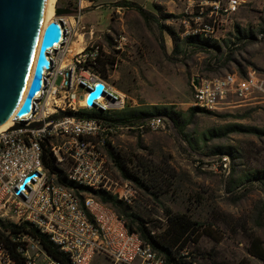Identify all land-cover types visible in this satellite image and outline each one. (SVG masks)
<instances>
[{
	"label": "rangeland",
	"instance_id": "rangeland-1",
	"mask_svg": "<svg viewBox=\"0 0 264 264\" xmlns=\"http://www.w3.org/2000/svg\"><path fill=\"white\" fill-rule=\"evenodd\" d=\"M112 1H84L81 6L77 0L54 1V7L72 11L66 16L81 9L85 29H76L71 50L97 45L101 59L117 63L107 79L128 97V109L156 107L158 112L143 123L152 118L165 123L161 131L121 129L107 147L109 178L123 179L109 156L112 152L126 173L143 185L132 182L138 196L129 207H107L127 226L136 229L141 223L152 234L167 225L164 209L201 224L206 232L187 244L178 264H237L243 259L262 264L249 249L255 238L264 249V136L246 129L264 131V86L246 99L232 98L210 114L190 115L189 110L196 79L255 72L264 82V0H247L240 7L216 33L217 49L184 42L182 33L190 27L184 0H121L138 5L149 18L128 7L117 9ZM120 34L128 42L117 51L114 40ZM162 108L173 116L180 114L186 127L161 115ZM210 131L220 134L210 136ZM259 173L263 177H257ZM91 264L115 263L96 257Z\"/></svg>",
	"mask_w": 264,
	"mask_h": 264
},
{
	"label": "built area",
	"instance_id": "built-area-1",
	"mask_svg": "<svg viewBox=\"0 0 264 264\" xmlns=\"http://www.w3.org/2000/svg\"><path fill=\"white\" fill-rule=\"evenodd\" d=\"M84 1L98 0H77V4L81 6ZM184 1L190 27L186 25L183 36L204 39H216V33L247 2ZM80 11L49 21L61 25V38L47 50L50 65L43 70L41 87L29 111L23 116H17L15 111L7 120L8 127L0 131V264H16L7 241L15 246L24 264H60L31 236V229L48 237L72 264H91L96 257L115 264H167L138 233L129 231L121 217L92 196L94 191H103L132 205L138 191L128 180L109 178L106 149L121 129L161 131L165 123L152 118L134 127L117 126L82 116L91 111L106 115L123 111L129 99L96 70L101 58L97 45L71 50L72 35L81 26ZM86 29L92 34V27ZM127 42L128 38L120 34L114 40V49L122 50ZM97 84L104 86L103 92L93 105H88L87 97ZM263 86L255 72L199 78L194 84L191 106L214 112L232 98L246 99L262 91ZM21 123L20 128H15ZM43 147L51 153L59 172L52 173L44 166ZM58 173L65 183L58 181ZM26 178L29 180L23 184ZM66 183L83 191L77 193ZM22 227L25 231L19 230Z\"/></svg>",
	"mask_w": 264,
	"mask_h": 264
},
{
	"label": "water",
	"instance_id": "water-1",
	"mask_svg": "<svg viewBox=\"0 0 264 264\" xmlns=\"http://www.w3.org/2000/svg\"><path fill=\"white\" fill-rule=\"evenodd\" d=\"M46 1L0 0V125L15 111L17 116L29 111L41 87L43 70L50 65L47 50L61 38L62 27L58 22L52 20L43 26ZM71 12L55 4V16ZM32 68V79L23 98ZM103 89L102 84H97L88 95L87 104L93 105ZM21 126L22 123L15 128ZM28 180L26 178L23 184Z\"/></svg>",
	"mask_w": 264,
	"mask_h": 264
},
{
	"label": "trees",
	"instance_id": "trees-1",
	"mask_svg": "<svg viewBox=\"0 0 264 264\" xmlns=\"http://www.w3.org/2000/svg\"><path fill=\"white\" fill-rule=\"evenodd\" d=\"M116 7H128L130 9L137 10L144 18H149V15L143 11L141 7L138 5L128 2V1H118L115 3ZM239 40V39H237ZM184 42L187 45H192L194 47L205 48L211 46L212 48H216V41L213 39H204L200 36H189L184 38ZM176 52V49L173 50ZM114 62L107 59H99L97 62L96 70L100 73L103 79H107L110 71L113 69ZM108 80V79H107ZM152 111H136L126 109L125 112L117 113L115 115H106L99 111H91L88 113H83L82 116L84 118H91L101 120L107 124H114L117 126H134L140 123H143L144 119L152 114L157 113L158 108L154 107L151 109ZM161 110V109H160ZM199 112L208 113L211 112L202 111L197 108H191L189 110L190 115H195ZM160 114H164L168 116L170 120L173 122L175 126H182V128L186 127V123H182L180 119V114H175V116L167 113L166 108H162ZM248 133L255 134L256 136H264V131H260L253 128L246 129ZM210 136H217L220 133L210 131ZM109 146V145H108ZM43 164L46 168H48L52 173L59 172V170L54 166L53 157L51 153L43 147ZM109 156L111 160L115 163L121 177L123 180H128L130 182H134L135 185L143 187L142 183H140V179L137 178L133 174H127L123 167L120 165L119 161L115 159L112 152H109ZM258 176H262V174H258ZM58 181L61 183H65L62 175L58 173ZM68 186L74 188L77 193L82 192L83 188L78 187L71 183H66ZM136 187V186H135ZM96 195V198L105 205L111 206H130L119 200H117L114 196L103 192V191H94L92 192ZM164 214L166 216L167 225L161 233L152 234L146 230L143 224L137 223L136 229H133L132 224L127 226L130 232L138 233L140 237L148 244L152 250L156 251L158 254L162 255L165 258L167 264H178V258L181 257V252L185 249L187 244L190 242H197L199 236L206 232L203 229V226L198 222L191 219L187 214H172L170 210L164 209ZM121 217V216H119ZM122 218V217H121ZM123 219V218H122ZM124 220V219H123ZM133 222H136L132 220ZM125 222V221H124ZM126 224V223H125ZM5 229L6 227L3 226ZM19 230L25 231V228H19ZM31 236L38 240L41 244L42 248L46 251V253L56 262L60 264H72L69 257L62 252L55 244H53L48 237L41 235L37 232V230L31 229ZM0 237H2V232L0 230ZM258 239H253L251 244V248L249 249V254L257 259H259L262 264H264V249L259 245ZM7 248L10 250V253L15 260L16 264H24V261L20 255L16 253L15 246L11 245L10 242L6 243ZM237 264H250L249 261L243 259L239 261Z\"/></svg>",
	"mask_w": 264,
	"mask_h": 264
},
{
	"label": "bare ground",
	"instance_id": "bare-ground-1",
	"mask_svg": "<svg viewBox=\"0 0 264 264\" xmlns=\"http://www.w3.org/2000/svg\"><path fill=\"white\" fill-rule=\"evenodd\" d=\"M54 1L55 0H47L46 1L45 12H44V17H43V26H45L53 17ZM32 72H33V68H32V71H31V75H30L28 84H27L26 89L24 91L23 98L26 96V93H27V90H28V87H29V84H30V80L32 79ZM8 125H9L8 121L5 122L4 124L0 125V131L5 129V128H7Z\"/></svg>",
	"mask_w": 264,
	"mask_h": 264
},
{
	"label": "crops",
	"instance_id": "crops-1",
	"mask_svg": "<svg viewBox=\"0 0 264 264\" xmlns=\"http://www.w3.org/2000/svg\"><path fill=\"white\" fill-rule=\"evenodd\" d=\"M118 1H121V0H113L112 2H110L111 4H115V3H117ZM100 5V4H99ZM117 9H119L118 7H117ZM114 65H116L117 66V63H116V61L114 62ZM130 106H127L126 107V109H128Z\"/></svg>",
	"mask_w": 264,
	"mask_h": 264
}]
</instances>
